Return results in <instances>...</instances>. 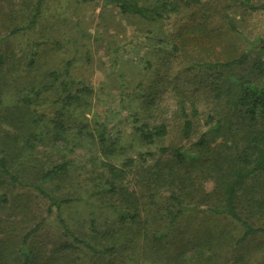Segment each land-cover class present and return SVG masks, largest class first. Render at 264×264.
I'll return each instance as SVG.
<instances>
[{"label":"rangeland","instance_id":"374dc122","mask_svg":"<svg viewBox=\"0 0 264 264\" xmlns=\"http://www.w3.org/2000/svg\"><path fill=\"white\" fill-rule=\"evenodd\" d=\"M172 1L179 3L176 12L146 20L121 13L108 0H0V50L22 54V64L16 71L30 58L34 60V68L25 71L28 81L11 77L7 85L0 87V129H13L2 121L10 115L19 90L31 91L43 81L48 88L34 101L31 97L29 105L39 119L31 129L45 134L46 139L36 142L35 155L48 167L61 162L62 154L70 162L62 183L61 178H53L40 184L57 199L70 197V202L59 210L54 206L49 209V201L26 185L11 186L6 191L8 201L0 202V239L21 247L19 242L24 237V245L36 255L35 264H147L140 258L138 247L128 248L118 260L108 255L101 259L65 235L60 220L94 247L108 244L105 233L115 229L117 213L111 203H115L116 196L106 191L102 161L120 167L128 157L137 160L147 151L157 154L159 146L191 150V142L207 128L204 115L208 101L202 90L211 80L205 78V73L213 71L207 63H223L243 53L250 58L264 53V10L250 9L244 0H201L197 5L187 0ZM250 2L256 5L264 0ZM37 5L39 14L30 24ZM15 26L25 28L10 35ZM157 40L168 43L157 47ZM65 67L72 81L71 92L76 91L78 83L90 91L60 109L64 92L60 93L59 82L63 75L55 81L46 75ZM10 70L14 68L4 64L0 75H17ZM229 72L241 74L245 69ZM181 100L187 113L193 100L200 111L187 139L180 134ZM56 116L63 120L65 131L61 135L65 136L54 143ZM142 123H164L167 134L154 145H145L135 133ZM102 128L109 134L104 147L97 139ZM77 141L78 145H71ZM123 184L132 189L135 186L133 179L123 180ZM212 185L211 181L203 184L206 190ZM196 216L207 218L216 230H227L235 236L242 232L230 217L203 210ZM65 243L74 248L63 250ZM242 251L243 264H264V233L250 236Z\"/></svg>","mask_w":264,"mask_h":264},{"label":"trees","instance_id":"16d2710c","mask_svg":"<svg viewBox=\"0 0 264 264\" xmlns=\"http://www.w3.org/2000/svg\"><path fill=\"white\" fill-rule=\"evenodd\" d=\"M108 1L121 13L135 14L146 20L161 19L168 12L179 9V3L172 0ZM201 2L186 1L193 5ZM243 2L250 9L264 10V3ZM38 14L39 5L30 16V24ZM22 28L25 27L15 26L9 34ZM167 43L157 40L155 45ZM4 64L9 69L14 68L17 75H0V87L7 85V79L11 77L28 81L25 71H30L34 60L30 58L22 69L16 71L22 64V54L0 50V69ZM206 67L213 69L205 73V78L211 80L202 85L204 90L209 87L202 90L208 101L204 115L207 128L191 142V150L159 146L157 154L147 151L140 153L137 160L128 157L120 167L102 161L106 170L104 182L108 184L106 191L116 196L115 203H111L117 213L115 229L105 233L108 244L96 248L78 238L61 219L63 233L74 243L101 259H104L101 256L108 255L118 260L128 248L138 247L142 252L140 258L147 264H243L245 242L250 236L264 233V223H259L264 219V53L253 58L243 53L223 63H207ZM243 68L245 72L241 74L229 72L233 69L242 71ZM61 75L60 93L64 92V96L60 109L90 91L86 85L78 83L76 91L71 92L72 81L66 67L59 73L49 72L46 77L55 81ZM42 82L31 91L20 89L16 104L10 108L11 116L2 121L13 129H0V202L8 201L6 191L11 186L26 185L49 201V209L54 206L59 210L62 204L70 202V197L57 199L40 184L53 178H61L62 183L70 162L62 154L61 162L48 167L35 155L36 142L46 139L45 134L31 129L39 119L35 118L36 112L29 105L48 88ZM180 103V134L187 139L200 111L194 100L190 103L189 113L184 108V101ZM58 112L62 114V111ZM53 121L55 143L63 139L65 135L61 134L65 129L60 116ZM167 131L164 123L154 126L142 123L135 129L145 145H154L155 140L166 135ZM97 133L98 142L102 147L106 146L107 129L102 128ZM130 179L135 183L133 189L123 184V180ZM205 181L213 183L210 190L204 188ZM199 210L230 217L240 225L242 232L235 236L227 230H216L215 225L208 224L207 218L196 216ZM39 226L38 223L35 229ZM19 243L21 247L11 240L0 239V264H35L36 255L24 245L27 243L25 238ZM69 248L74 246L71 243L62 246L63 250Z\"/></svg>","mask_w":264,"mask_h":264}]
</instances>
